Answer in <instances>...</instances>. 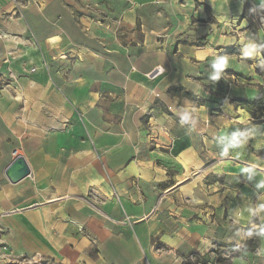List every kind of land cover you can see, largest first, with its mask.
<instances>
[{"label": "crops", "instance_id": "crops-1", "mask_svg": "<svg viewBox=\"0 0 264 264\" xmlns=\"http://www.w3.org/2000/svg\"><path fill=\"white\" fill-rule=\"evenodd\" d=\"M246 1L122 0L97 18L69 0H0V264H186L205 240L225 242L226 226L264 224L249 211L264 203V168L239 171L264 166V123L254 132L252 109L227 94L179 105L171 90L205 98L200 80L226 33L246 28ZM231 68L252 82L253 58ZM226 130L250 135L223 156ZM18 156L31 174L12 183Z\"/></svg>", "mask_w": 264, "mask_h": 264}, {"label": "rangeland", "instance_id": "rangeland-1", "mask_svg": "<svg viewBox=\"0 0 264 264\" xmlns=\"http://www.w3.org/2000/svg\"><path fill=\"white\" fill-rule=\"evenodd\" d=\"M13 1L21 8H25L32 5L37 6V3H39L37 2V0ZM99 1L100 3L98 7L95 5L96 0H69L72 7H74L75 11L79 12V14L83 11H89L90 13H97V15H95V17L97 18H106L105 14H103V12L101 11L111 10V12H114L116 6L120 7V10L123 9L122 0ZM258 2L259 0H247L245 3V11L243 14L245 20L243 21V25L246 28H243L242 30H237L235 28L236 30L233 29L235 31H232L231 33H226L227 37L224 39L226 40V43L230 46L225 47V50L222 53V57L227 56L230 58L228 65L225 66L228 68L224 67L223 69H221L218 77L216 76L217 69L212 68V76L208 79H205L204 81L200 80V84L204 86L206 92L210 93L211 96H209L207 93L203 94L205 95L204 99L196 98L197 96L193 94L188 95L187 92L183 90V88H176L172 91L173 94H176L178 96L179 105L186 102V100H193L196 106H200L207 102H209L211 105H219L221 104L220 102H223L222 97L224 98L225 94H227L229 102L233 103L237 107L242 106V108H246L249 111L250 109H252L251 117L254 120V132H257L258 128L261 130L258 125L262 126V123H264V69L260 67V60L264 59V49H261V54L259 57H245L243 55L244 42H242L241 37H250L253 42L257 43L258 45L264 44V23L260 22L258 16L249 15L248 11L249 8H251L253 5L258 4ZM231 29L232 27L229 26L228 30L230 31ZM196 45L203 46L204 44L202 41H199L198 43H196ZM241 57L247 58L248 60H251L253 58L254 60V74L252 82H250V80L248 79H244L246 78L245 74H238L237 72H235V70H232L231 68L233 62L240 61ZM247 75V77H250L249 74ZM251 92L253 93L252 95H250ZM244 97H249L253 100H250L249 102H244ZM261 140L262 139L260 136H254L255 147L262 146ZM254 154L264 158V150H254ZM235 161L238 164L242 163V160L237 159L232 162H229V164H233L236 166ZM211 164L213 165V161H211ZM219 178L222 180V182H226V185L228 187L238 185L240 180L238 176L222 174L221 177H219L217 174H214V172H210L209 176L207 177V181L214 182ZM261 181H264V174H262L258 170L254 171V183L258 185ZM215 188H220V186H212V194L214 193ZM254 221V225L241 227V230H239L233 225L226 226V234L228 235V238L225 242L215 243L214 241H212L213 247L207 250L206 246H200V248L192 249L188 253L189 262H187L186 264H264V234H258L259 226L264 224H260L256 216H254ZM223 230L224 228L221 230V233H223ZM214 231H216V233L219 232V228L217 226H211L212 234L214 233ZM239 231L240 234L237 235ZM249 231L253 233L251 237H248L246 235V233ZM1 232L2 231L0 230V233ZM245 240L246 242L249 241V243L247 244ZM9 258L11 260H14L12 257ZM8 262L10 261L6 259L3 260L2 264H8ZM41 263L42 262H32V260L28 257L22 256L20 259L12 263L10 262L9 264Z\"/></svg>", "mask_w": 264, "mask_h": 264}, {"label": "clouds", "instance_id": "clouds-1", "mask_svg": "<svg viewBox=\"0 0 264 264\" xmlns=\"http://www.w3.org/2000/svg\"><path fill=\"white\" fill-rule=\"evenodd\" d=\"M248 11H249V15L258 16L260 22L264 23V0H259L258 4L253 5L251 8H249ZM241 40L242 42H244L243 55L245 57L260 56L261 49H264V44L258 45L257 43L253 42V40L250 37L245 38L244 36H242ZM229 60L230 58L227 56L220 57L217 60H215L214 66L217 69L216 72L217 77L219 76L220 70L223 69L229 63ZM260 67L264 69V59L260 60ZM248 135H250V133H246V132H233L231 134H228L226 130L221 136V143L224 144L222 155L227 156L230 148H243L244 144L246 143V139ZM258 166L264 168V166L260 165V162L257 161V163L252 164L250 167H244L242 169H239V171L248 174L249 178H251V176L253 175V169H255ZM221 170L222 169L219 167L216 169L217 172ZM257 187L264 188V181H261L257 185ZM262 210H264V203H260L255 210L250 209L249 211L252 215H256ZM258 234H264V225L259 226ZM237 235H239V233H237ZM246 235L248 237H251L253 233L249 231L246 233ZM203 243L206 246V250L213 247L211 241L205 240Z\"/></svg>", "mask_w": 264, "mask_h": 264}, {"label": "water", "instance_id": "water-1", "mask_svg": "<svg viewBox=\"0 0 264 264\" xmlns=\"http://www.w3.org/2000/svg\"><path fill=\"white\" fill-rule=\"evenodd\" d=\"M30 174V167L23 156L16 157L6 170V175L12 183H18Z\"/></svg>", "mask_w": 264, "mask_h": 264}, {"label": "trees", "instance_id": "trees-1", "mask_svg": "<svg viewBox=\"0 0 264 264\" xmlns=\"http://www.w3.org/2000/svg\"><path fill=\"white\" fill-rule=\"evenodd\" d=\"M176 88H177V87H176ZM176 88L174 87V88H172L171 90L173 91V89H176ZM177 89H178V88H177ZM172 93H173V92H172ZM187 94L190 95L189 92H187ZM244 102H249V101L245 100ZM248 243H249V242H248ZM248 243H247V244H248Z\"/></svg>", "mask_w": 264, "mask_h": 264}, {"label": "built area", "instance_id": "built-area-1", "mask_svg": "<svg viewBox=\"0 0 264 264\" xmlns=\"http://www.w3.org/2000/svg\"><path fill=\"white\" fill-rule=\"evenodd\" d=\"M14 155H15V156L18 155L17 151H14ZM94 194H95V196H97L96 193H94ZM81 230H82V228H81Z\"/></svg>", "mask_w": 264, "mask_h": 264}, {"label": "bare ground", "instance_id": "bare-ground-1", "mask_svg": "<svg viewBox=\"0 0 264 264\" xmlns=\"http://www.w3.org/2000/svg\"><path fill=\"white\" fill-rule=\"evenodd\" d=\"M240 120V119H239ZM187 164V163H186Z\"/></svg>", "mask_w": 264, "mask_h": 264}]
</instances>
